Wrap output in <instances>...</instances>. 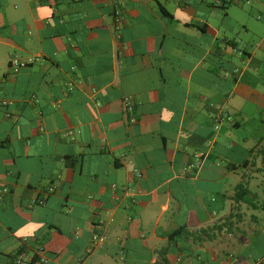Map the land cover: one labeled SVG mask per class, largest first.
Segmentation results:
<instances>
[{"label":"crops","instance_id":"crops-1","mask_svg":"<svg viewBox=\"0 0 264 264\" xmlns=\"http://www.w3.org/2000/svg\"><path fill=\"white\" fill-rule=\"evenodd\" d=\"M0 264H264V0H0Z\"/></svg>","mask_w":264,"mask_h":264},{"label":"built area","instance_id":"built-area-1","mask_svg":"<svg viewBox=\"0 0 264 264\" xmlns=\"http://www.w3.org/2000/svg\"><path fill=\"white\" fill-rule=\"evenodd\" d=\"M121 19H122V17L119 14H116L115 15V21L116 22L121 21ZM13 64L14 65H18V66H24V64H19L17 61H12L11 62V65H13ZM236 72H237V70L234 71V73H236ZM92 240L95 243H101V242H103V238L102 237H99L98 235H93ZM18 263H19V261H18Z\"/></svg>","mask_w":264,"mask_h":264}]
</instances>
